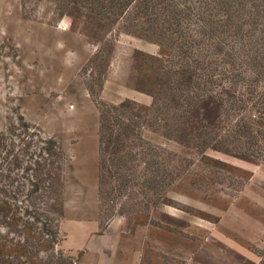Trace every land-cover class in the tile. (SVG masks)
I'll return each mask as SVG.
<instances>
[{
    "label": "rangeland",
    "instance_id": "1",
    "mask_svg": "<svg viewBox=\"0 0 264 264\" xmlns=\"http://www.w3.org/2000/svg\"><path fill=\"white\" fill-rule=\"evenodd\" d=\"M0 264H264V0H0Z\"/></svg>",
    "mask_w": 264,
    "mask_h": 264
}]
</instances>
